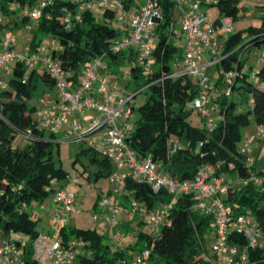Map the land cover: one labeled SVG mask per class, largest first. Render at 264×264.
<instances>
[{"label":"trees","instance_id":"obj_1","mask_svg":"<svg viewBox=\"0 0 264 264\" xmlns=\"http://www.w3.org/2000/svg\"><path fill=\"white\" fill-rule=\"evenodd\" d=\"M7 1L10 0H0L2 7ZM253 4L259 11V15L253 17L256 21L242 30L233 28L223 41L215 83L219 88L223 84V74L235 72L232 90L241 89L252 105L246 112H236L232 95H213L211 101L218 118L212 129L205 125L194 126L189 121L192 109L187 104L197 94L192 79L188 75L171 76V66L180 56V47L172 38L177 33L175 26L171 28L173 4L170 0H163L162 21L156 29L158 36L147 74L139 64L131 62L135 59L134 53H117L110 49V43L123 31L112 25L113 10L103 11L102 21L96 20L93 13L84 12L80 23L66 27L60 18L59 4H55L35 24L29 44L34 49L43 37L55 38L58 46L51 54L59 60L66 77L75 81L81 68L103 52L109 67L129 60L132 79L127 86L131 85L135 90L148 89L145 102L138 108L139 116L133 121V132L126 138L129 146L141 155H152L161 163L164 173L178 181L192 179L202 164L210 166L214 177L225 179L227 191L223 201L232 206L235 214L251 216L264 229V168L249 163L247 155L240 151L243 142L240 129L249 124L264 127V0ZM216 6L218 16H228L232 21L247 8L241 0H218ZM19 23H15V27ZM254 48L262 49L261 59H257L259 65H248L246 69L243 55ZM253 69L257 82L250 78L249 72ZM53 85L54 79L47 70H28L23 63L16 62L7 87L0 89V236L15 244L25 241L26 264H33L31 247L41 232L36 228L38 219H32L26 208L32 201H42L53 192V181L65 175L53 159L55 133L37 130L33 124L36 93L39 89L43 94L52 92ZM26 130L31 131L30 136L16 144V138L24 135ZM170 137L176 138L180 146L168 156L167 139ZM84 151L89 152V159L94 164L93 169L87 170V175L82 173L87 181L94 183L102 177L107 179L113 171L111 162L99 155L93 146L79 149V153ZM228 177H234L240 183L232 184ZM123 187L149 208L172 199L166 189L154 192L148 184L130 178L124 180ZM192 207L191 193L177 195L169 214L170 225L163 226L154 237L143 230H135L134 241L127 250L150 248L152 264H208L204 260L207 252L204 234L209 228L213 229V220ZM58 229L64 240L81 237L88 241L91 256L83 259L84 264H124L127 260V250L111 249L104 234L96 229L70 225ZM230 239L239 245L244 243L241 235L233 233ZM249 258L254 264H264L263 251L251 250Z\"/></svg>","mask_w":264,"mask_h":264},{"label":"built area","instance_id":"obj_2","mask_svg":"<svg viewBox=\"0 0 264 264\" xmlns=\"http://www.w3.org/2000/svg\"><path fill=\"white\" fill-rule=\"evenodd\" d=\"M19 3L10 0L2 7L0 4V75L10 64L21 62L29 69L47 70L54 79L52 92L39 99L34 111L33 124L37 130L54 132L65 128L85 139L95 136L92 146L99 155L107 158L113 165V171L108 176L111 197L99 195L92 218L99 219V214L107 224H113L117 215L124 209L142 218L143 224L149 227L150 236L159 234L161 228L170 225L169 214L177 195L189 192L192 195V209L213 220L214 235L211 239L210 252H206L204 260L208 264H254L250 261V251L264 252V229L249 215L235 214L232 206L223 201L227 191L224 177H214L210 166L200 165L192 179L178 181L162 170L161 163L150 154L141 155L133 150L126 141L133 132L131 115V100L134 94L124 99L121 94H115L108 85L107 74L110 67L105 61V53L92 58L84 65L77 80L66 77V72L60 67L59 60L51 52L58 46L55 38L42 39L32 49L27 37L25 48L21 52L14 50L18 33L15 23L25 21L23 26L32 31L42 14L59 4L60 18L66 27L80 23L84 12H92L96 3L103 11H121L119 20L126 21L122 33L110 43L113 52H132L139 59V65L144 73L151 67L152 51L155 47L158 33L156 31L163 16V0H26ZM178 11L175 23L185 35V45L182 56L172 63L171 76L188 75L197 87L196 96L187 104L190 109H196L204 121V125L212 129L216 119L212 112L216 111L212 103V91L215 96L230 97L235 72L223 74L220 87H215L216 78H212L207 68L216 65L222 58L217 54L220 50L219 37L226 36L233 30V21L228 16H218L212 23L206 24L207 17L204 7L216 5L218 0H170ZM19 21V22H18ZM174 21L171 28H174ZM250 78L257 82L255 70H251ZM7 83L0 79V89ZM130 104V105H129ZM86 116V120L78 121ZM88 126V127H86ZM26 130L24 139L30 136ZM264 139V127H259L255 134L247 136L240 146V151L247 155L251 162L252 143ZM76 139V138H75ZM180 143L174 138L167 139V155L174 154ZM126 178L148 184L154 192L166 189L172 194L169 202H161L153 208L135 199L124 189ZM255 182L260 180L253 178ZM125 197L128 205L120 199ZM52 202L55 204L56 223L67 225L73 214L79 213L77 194L72 191L58 189L53 192ZM96 208L100 210L96 212ZM117 231H119L117 229ZM241 235L242 245L231 241V234ZM25 241L15 244L0 236V264H26L24 261ZM124 264H152L151 249L143 248L130 251ZM91 256L88 241L81 237L68 240L54 238L40 232L34 239L30 258L33 264H84L83 259ZM106 264V263H98Z\"/></svg>","mask_w":264,"mask_h":264},{"label":"rangeland","instance_id":"obj_3","mask_svg":"<svg viewBox=\"0 0 264 264\" xmlns=\"http://www.w3.org/2000/svg\"><path fill=\"white\" fill-rule=\"evenodd\" d=\"M142 0H137V2H141ZM260 0H241V4L247 6L246 9L239 12V17L236 21H233L234 30H242L245 29L248 25L252 23L253 20L256 21L254 16L259 15L258 7H256L253 3L259 2ZM206 13L207 22L206 24H210L214 21L215 17H217L218 7L216 5L208 6L203 8ZM93 15L96 20L102 21L103 20V10L100 8L96 3L93 5L92 8ZM122 15L121 11H116L114 13V17L112 20V25L115 28L123 29L125 27L126 21L124 19L119 20L118 17ZM173 21L175 25L176 33H181L180 27L177 23H175L178 17L177 8L173 7ZM16 32L18 33L17 42L15 44L14 50L16 52H21L24 50L25 45L27 43V37L32 36V31H28L22 23H19L16 27ZM243 34L246 35L247 31H243ZM180 35V36H179ZM43 37V39H49ZM175 45L180 47V56H182L184 51V45L186 42L184 34H176L172 37ZM220 50L217 54V58L220 57L221 51L224 49L223 42H220ZM262 49L261 48H254L250 52H247L243 55V60L245 61V67L248 69V65H252L254 67L258 66L257 59H261ZM134 64H139V59L135 58L132 59ZM129 60H125L113 68L115 71H109L107 74L108 78V85L110 86V90L115 94H121L125 99L127 95H132V100L130 104L132 105L131 108V115L129 118L130 122H133L135 119L138 118L139 112L138 108L142 105L147 96H148V89L142 87L139 90H135V87L129 85L127 86L129 80L132 79L130 74V64ZM261 63V62H260ZM112 67V66H111ZM110 67V70H111ZM38 70H41V66L37 67ZM13 64L7 67L6 71H3L0 75V79L3 82L7 83V80L12 72ZM216 67L214 65L207 68V72L210 76L215 73ZM250 73V72H249ZM189 79V77H187ZM47 94L42 92L41 89L36 93L35 100L39 103V99L45 97ZM232 96L236 101L235 111L236 112H246L251 108V100L247 95L243 94V91L234 89L232 92ZM129 104V105H130ZM217 115V111L214 112ZM86 120V116L82 117L81 119L76 120L84 121ZM189 121L194 126H202L204 122L201 120L200 115L198 114L196 109H192ZM88 127V126H86ZM256 128V125L249 124L244 126L240 129L242 139H245L246 134L253 131ZM55 138L53 139V159L56 166L62 168L65 175L60 179H55L53 181L54 184V191L58 189H64L67 191H72L77 194L78 199V207L79 213L73 214L70 220H68L67 225L81 227L86 229H96L99 233L104 234V240L107 242H112L114 239L119 240L120 237L124 234V230L117 231L119 228L118 224L120 221L124 220L123 213L120 212L117 215L116 221L113 224H107L103 221L102 216L99 214V219L94 221L92 218L93 212L95 210V205L98 200L99 195H103L104 197H111V193L107 189V182L105 178H100L96 181V184H88L86 176L87 170H91L94 168V164L91 163L89 157V152H82L79 153V149L81 147L87 148L92 146L93 139L95 136H87L85 139H82L80 136L76 135L72 130H67L65 128H60L54 131ZM94 137V138H93ZM76 138V139H75ZM24 142L23 135H20L16 138L15 143L21 144ZM264 152V151H263ZM264 155V154H263ZM83 173V174H82ZM229 178V177H228ZM79 181L80 184L74 183L75 181ZM232 181V184L240 183L239 180H236L234 177L229 178V181ZM108 181V180H107ZM109 184V182H108ZM101 189V193L99 192L98 188ZM53 191V192H54ZM53 192H50L42 201L34 200L32 201L26 208V211L30 214L32 219H38L36 228L44 233L49 234L51 237L60 238L61 234L59 231V225L56 223V216H55V204L52 202V195ZM121 202L127 206L128 202L125 197L120 196ZM96 208V212H99ZM130 229L131 230H143L145 232H149V227L142 222V218L139 216L132 215L130 217ZM214 235V230L209 228L204 234V245L207 249V252H210L211 248V239ZM133 243V242H131Z\"/></svg>","mask_w":264,"mask_h":264},{"label":"crops","instance_id":"obj_4","mask_svg":"<svg viewBox=\"0 0 264 264\" xmlns=\"http://www.w3.org/2000/svg\"><path fill=\"white\" fill-rule=\"evenodd\" d=\"M177 34H182V33H177ZM224 39H225V37H223V36L219 37V41L220 42H223ZM113 67L114 66L111 67L110 72L111 71H115V69ZM215 67H216V65H215ZM211 77L217 79V68L215 70V73ZM215 94H216V92L213 90L212 91V97ZM214 112H216V111H214ZM214 112H212V116L216 119V118H218V116ZM258 129H259V127L256 126V128L253 131H251V132L246 134V137L250 136L252 134H255L258 131ZM263 151H264V139L263 138L262 139L258 138L251 145V152H250L251 162H249V163H253L256 167L263 169L264 168V155H263L264 152ZM105 180H106V178H105ZM107 180H106L107 189L109 190V184H108ZM74 183L80 184L79 181H75ZM94 183L96 184V182H94ZM88 184L91 185L93 183H89L88 182ZM101 189H102L101 187L98 188L100 193H101ZM122 213H123V216H124V220L120 221V223L118 224L119 228H117V229L119 231H121L123 229L124 230V234L120 237L119 240L114 239L111 243L110 242L109 243H110L111 249H113V250L126 251L127 250V246L129 244H132L131 242L134 241L133 233H134L135 230L134 229L133 230L130 229L129 221H130V217L133 215L134 218H135V215L131 211L127 210V209H124L122 211ZM130 255H131V252L129 250H127V256H130Z\"/></svg>","mask_w":264,"mask_h":264}]
</instances>
